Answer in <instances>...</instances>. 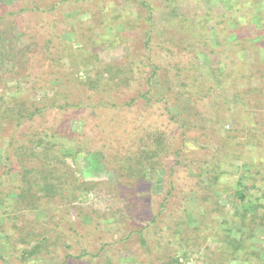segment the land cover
Returning <instances> with one entry per match:
<instances>
[{"label": "trees", "instance_id": "16d2710c", "mask_svg": "<svg viewBox=\"0 0 264 264\" xmlns=\"http://www.w3.org/2000/svg\"><path fill=\"white\" fill-rule=\"evenodd\" d=\"M223 2L228 3L229 10L231 0ZM16 3L0 0V264H13V259L22 264L45 262L54 248L65 245L70 237L68 230L77 232L72 216L79 218L83 213L79 192L88 194L103 183L76 177L67 160L70 157L78 164L81 151L55 141L61 135L69 137L61 134L62 129L29 128L26 132L22 126L40 117L44 109L79 107L84 97L97 98L104 108L120 109L116 107L117 99L132 91L133 86L142 88L140 97L145 100V108L159 107L169 124L176 125V131L165 124L137 127L133 138L137 144L131 145V151L107 161L117 179L113 180V188L125 195L128 203L134 202L137 210L149 207L151 220L155 221L167 199L159 202L161 210L151 207L157 204L153 197L158 195L153 190L147 193L144 181L167 159H173L174 167L187 169L197 180L200 209L210 213L214 207L224 214L219 192L225 190H219V182L231 173L241 172L230 200L231 209L216 221L215 229L221 231L218 237L223 239L220 251L229 262L243 259L244 264H264V246L258 242L264 240V68H255L264 65V19L257 0H244V21L247 15L252 21L250 32H240L228 23L221 28L230 31L226 35L230 37L228 45L219 38L211 45L207 35L203 41L198 37L202 32L199 26L193 30L194 36L190 35V40L195 39L193 44L190 40L176 43L167 37L166 33L191 22L180 15L178 0H52V4L40 0L33 1L31 7L24 0L22 7ZM8 7L18 9L8 15ZM23 11L53 24L41 28L49 36L44 43L43 34L24 31L9 18ZM72 12L77 16L65 17ZM83 14L90 19L83 22ZM69 33L75 38L70 40ZM137 33L140 41L135 37ZM63 34L66 39L61 38ZM209 34H213L212 29ZM220 35L218 31L213 34ZM242 40L244 46L237 52H244L256 62V76L244 92L240 90L233 106L227 101L221 104L216 101V88L228 93L236 85L244 87L241 77L233 76V70L226 71L223 63L224 55L233 52L232 45ZM114 46L122 47V59L102 63L100 50ZM35 74L26 93L46 89L49 96L40 102L33 101L31 95L8 98V92L22 93L20 79L28 84ZM7 75L15 76L17 85L7 87ZM170 94L176 95L177 104L167 96ZM133 102L121 105L123 109L131 108ZM190 105L198 110L195 117L207 127L189 129L185 121ZM237 109L243 112L244 126L226 128V120H237ZM87 155L103 159L105 154L100 151ZM170 171L174 172L173 167ZM173 189L174 185L167 195L172 196ZM176 224V235H180L184 222ZM129 228L123 225L122 239L135 234V229ZM167 264L182 263L174 258Z\"/></svg>", "mask_w": 264, "mask_h": 264}, {"label": "rangeland", "instance_id": "374dc122", "mask_svg": "<svg viewBox=\"0 0 264 264\" xmlns=\"http://www.w3.org/2000/svg\"><path fill=\"white\" fill-rule=\"evenodd\" d=\"M24 1L31 7L34 4L33 1L40 0ZM45 1L52 4V0ZM15 2H17L16 6L22 7L23 0H15ZM257 2L259 9L262 11L261 18L264 19V0H257ZM178 3L180 15L183 18L191 19L193 25L188 22L185 27L191 33L186 32L185 28H177L169 34L166 33V36L176 40V43L181 40L183 42L190 40V35L194 32L193 30L197 31L198 26L202 30L201 33L198 32L200 34L198 37L204 41V37L207 35L208 42L211 45L214 43L215 38L222 39L224 44L228 45L227 42L230 37H226V35L230 31L227 33V31L224 32V29H221L224 28L225 23L233 26V29H239L240 32H244V30L251 31L248 28L252 22L249 18L250 15H247L244 21V0H231L228 6L229 10L226 8L228 3H224L223 0H178ZM16 9L18 8L8 7V15ZM28 14L29 12H18L13 16H9V18L14 19V23L22 27L21 29L24 31L31 34H33L32 32L43 34L41 40L44 43L49 36L41 28L53 24H49L50 22H47L49 20L44 21L38 14ZM70 16L77 15L74 12L65 14L66 18H70ZM80 18L83 22H86L90 19V16L83 14ZM6 22L10 23L9 21ZM210 29L213 30V34L218 31L222 36L210 35ZM235 34L231 37L235 38ZM66 36L63 34L61 38L66 39ZM67 37L71 40L75 38V35L69 33ZM135 37L139 41L141 40L140 34L137 33ZM187 37L188 39H184ZM194 40L191 39L189 43L193 44L192 41ZM76 46L74 45L75 48ZM232 46H234L233 52L238 53L237 51L243 48L244 41L242 40V42ZM224 48L229 49L227 46L221 47V49ZM233 52L224 55V57L226 56V59H223V63L226 64L224 68H226V71L233 70V76L241 77L245 83L244 87L237 88L236 85L228 93L216 88V101L221 104L225 101L231 105L236 102L240 97V90L244 92V88L256 76L254 75L256 62L247 56L245 57L244 52H241L240 55L239 53L237 55L233 54ZM122 56L123 51L120 46L100 50L102 63L120 61ZM255 68L263 69L264 65L258 64ZM80 74L82 75V73ZM7 76L4 77L7 87L17 85L18 81L15 76ZM35 78L36 74L29 79L28 84L20 79L18 84L22 93H17V91H14V93L8 92V98L20 94L24 96L31 95L32 100L37 102H40L42 98L45 99L49 96V90H35L26 93V88L27 90L31 89L32 81H35ZM49 80L48 78L47 81ZM141 91H143L141 87L133 86L132 91L121 95L117 99L116 106H121L120 109H111L107 106L104 108L97 98L92 97V99L86 100L84 97L83 103L78 105L79 107L72 106L67 110L47 108L44 109L40 117L22 126V129L26 132L29 128L33 130L38 128L62 129L61 134L69 135V137L61 135L55 141L67 144L72 147L70 149L81 151L78 164L72 161L70 157L67 160L68 165L75 171L76 177L80 181H103L101 185L88 194L79 192L81 201L78 202L82 206L83 213L80 214L79 218H76L77 215L72 216L74 228L77 230L76 234L68 230L70 237L65 241V245L59 248L56 247L57 249L54 248L53 253L47 257L45 262L38 260L39 262L37 261L35 264H167L174 258H180L182 264H244L243 259L237 262H229L226 256L221 253L223 239L218 237L221 231L215 229L218 226L216 221L222 220L228 210L231 209L230 200L233 199L237 177L241 172L231 173L219 182V190H225L224 193L219 192L222 196L219 201L222 205L221 208L224 209V214L222 211L216 212L214 207L210 213L200 209L202 203L197 199L201 193L198 191L200 188H198L197 180H194V177L192 178L191 172L187 169H182L181 166L179 168L174 167L173 159H167L163 165L157 167V170L159 169L157 173L147 177L148 180L145 179L144 181L145 187L149 188L145 189L143 187L144 190H148L147 193L153 190L156 193L155 195H158L153 197L157 204L150 205L146 202L147 206L150 205L159 210V202L165 197L167 199L162 210L160 209L162 214L155 221L151 220L153 214L149 207L137 210L138 208L133 207L134 202L128 203L125 195L113 188V180L116 179L115 173L107 164V161L112 162L131 151V145L137 144V140L133 139L137 127H156L157 124H165L166 127L173 128L172 131H176V125L169 124L159 107L145 108V100L140 97ZM5 92L7 91L5 90ZM160 95L163 94H157V96ZM167 96L175 104L178 103L174 100L177 98L176 95L170 94ZM131 100H134L132 107L125 106L123 109L121 102L124 104V102ZM197 111L191 105L186 111L188 116L185 122L189 129L197 130L208 126L201 119L195 117ZM236 112L237 120L235 122L233 119L226 120V128H232L235 125L244 126L242 110L237 109ZM127 132L128 136L126 137ZM100 151L105 154L102 157L103 159L99 156H97L98 159L94 156L90 158L87 155V152ZM0 157L3 159L2 149H0ZM172 167L174 169L173 173L170 171ZM242 168L244 169V166ZM156 176L159 179H155ZM171 181L172 185L170 184ZM173 185V194L169 196L167 193L173 188ZM192 197H195L196 200L193 201ZM69 198L72 199L71 194ZM72 213L74 212L72 211ZM138 216L143 217L138 218ZM231 216L232 213L229 214L230 218ZM183 222L184 225H181L180 228L181 234L176 235V223L183 224ZM122 224L126 226L128 224V228L131 226L129 230L135 229V234L128 240L122 239ZM220 227L223 228L222 225ZM258 242L262 244L261 246H264V240L261 242L258 240ZM167 254L171 255L168 259L164 258ZM13 264L22 263L17 259H13Z\"/></svg>", "mask_w": 264, "mask_h": 264}]
</instances>
